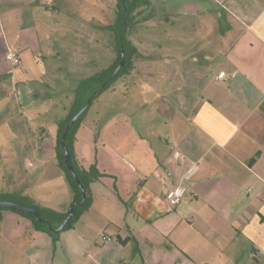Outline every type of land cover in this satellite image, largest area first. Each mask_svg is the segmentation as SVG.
<instances>
[{"label":"crops","instance_id":"0c3cea01","mask_svg":"<svg viewBox=\"0 0 264 264\" xmlns=\"http://www.w3.org/2000/svg\"><path fill=\"white\" fill-rule=\"evenodd\" d=\"M182 1L183 13L162 14L154 0L142 10L129 32L138 53L117 79L164 71L154 87L158 125L113 106L101 125L98 109L90 118L92 103L74 142L77 164L103 174L91 184L92 204L57 240L0 211V264H264V0ZM116 3L0 0L1 106L9 100L14 113L53 122L26 124L34 137L20 142L32 148L0 154L9 169L0 192L68 211L73 192L56 151L58 122L73 101L61 103V82L74 74L61 69L63 28L76 34L79 65L108 59V67L118 57ZM195 27L198 42L190 41ZM181 184L185 199L172 207L166 194Z\"/></svg>","mask_w":264,"mask_h":264},{"label":"rangeland","instance_id":"374dc122","mask_svg":"<svg viewBox=\"0 0 264 264\" xmlns=\"http://www.w3.org/2000/svg\"><path fill=\"white\" fill-rule=\"evenodd\" d=\"M154 1L155 3H157V6H161L159 12L162 14H166L167 12L169 13V10L171 8L179 13H183L185 11V6L183 5L182 0H164V3L161 0ZM186 10L188 11V9ZM181 17L185 18L184 16ZM188 20L193 21L195 19L189 18ZM162 25L163 31L169 26V24L166 23ZM67 28L64 27L63 29H65L64 41L66 42L65 44L68 49L66 55H64V51L62 52L64 58L61 59V69L64 72L68 70L74 74L65 77V81L61 82V90H68L67 98L61 99V103L66 105V108H68L74 97V92L72 90L77 85L78 81L81 78L90 76L105 68L107 66V62H109L108 59H101L97 63L92 65H79L77 60L74 58V53H76V50L73 49L75 45L74 42H76V34L69 31ZM197 28H199V26ZM197 28L196 35H194L195 38L190 41L198 42L199 38L197 37ZM192 31L195 34V29H193ZM198 31L200 30L198 29ZM189 32L190 31H188V33L185 35L188 39H190L189 35L191 34V32ZM130 38L133 39L134 37L131 36ZM165 52L166 54H169V51ZM185 54V57H187L191 62L192 56L190 51H185ZM50 62L52 63L54 61L50 60ZM162 74H164L163 70L160 71L159 69L157 70L151 67V69L147 68L144 74H139L136 71L130 76H126L115 81L113 83V87L115 88H110L108 90L106 89L96 100H94L92 108L90 110V118L92 117V115H94V111L98 109L99 111H101L99 122L102 125L105 123V111L107 107H123L124 109L129 111L131 117L130 121H145L147 124L157 126L160 115L158 109L159 105L154 100V95L156 93L154 87L155 83ZM3 80H5V78ZM6 83L7 82L5 81L0 82V90L6 89ZM161 83L162 81L159 79L158 84L160 85ZM8 89H10V85ZM113 89L116 90L117 96L110 99L109 93L111 94ZM161 90L163 89L161 88ZM9 102L10 101L8 100L6 103H2V106L0 103V154L20 155L21 153L26 151V149L32 148V146L23 145L20 142L23 138L31 140V137H34L33 131H35V129H30L28 125H31L33 128H38L40 125H44L45 127L49 128L53 125V122L51 121L52 119H49L47 115L36 116L30 113H14L12 102ZM40 106V104L37 105V107ZM90 118H88V122ZM8 171L9 169L7 168V163L0 162V176L3 174H7Z\"/></svg>","mask_w":264,"mask_h":264},{"label":"trees","instance_id":"16d2710c","mask_svg":"<svg viewBox=\"0 0 264 264\" xmlns=\"http://www.w3.org/2000/svg\"><path fill=\"white\" fill-rule=\"evenodd\" d=\"M151 2L152 0H117V18L114 25L110 27V29L114 34L118 57L110 66L80 80L78 86L75 89L74 98L69 108L68 114L65 118L58 122L56 143L57 158L58 163L61 169L64 171L67 181L73 192V198L71 202V205L75 208L73 217L67 222L66 226L61 231L55 232L51 229V227L57 228L66 217L67 211L61 212L50 207L38 205L28 196L18 192H0V199L11 200L21 205L35 208L40 212L41 217L45 219L46 222L38 221L33 214L20 212L10 208L0 207V211L13 210L22 214L23 216L28 217L32 220L36 229L49 233L54 240H57L61 232L73 227L81 217L82 213L90 207L92 204L91 184L94 181L100 179L103 174L95 166L85 169L77 164L75 159L76 153L74 149L76 133L80 128L81 123L93 101L103 91L111 86L119 77L128 73V71L132 68L133 58L136 57L138 49L130 40L129 32L130 29L136 25V20L139 14H141L142 10L147 8ZM123 59L125 60L124 65L116 74H114V70ZM90 98L92 99L89 102L88 100ZM84 106H87L86 110L70 127L66 135L65 145H63L61 143V138L69 120ZM65 146H67L70 151V163L75 168L78 178L73 175L72 171L68 168V165L65 162ZM80 184L85 188L86 191V199L83 204L80 203L82 200V190L80 188Z\"/></svg>","mask_w":264,"mask_h":264},{"label":"water","instance_id":"95a60500","mask_svg":"<svg viewBox=\"0 0 264 264\" xmlns=\"http://www.w3.org/2000/svg\"><path fill=\"white\" fill-rule=\"evenodd\" d=\"M124 63H125V60L123 59L119 63V65L116 67V69L114 70V74H116L119 71V69L124 65ZM91 99L92 98H90L88 101L90 102ZM86 108H87V106L82 107L69 120V122H68V124H67V126H66V128H65V130L63 132L62 138H61V143L63 145H65L66 135H67L70 127L82 115V113L86 110ZM64 157H65V162L68 165V168L72 171L73 175L76 178H78V175H77V172H76L75 168L70 163V151H69V149H68L67 146H65V155H64ZM78 182H79V180H78ZM80 188L82 190V200L80 201V203L83 204V202L86 199V191H85V188L81 184H80ZM0 207L14 209V210H17V211H20V212H24V213H30V214L35 215V217L37 218L38 221H40V222H46V220L41 217L40 212L37 209L32 208V207H29V206L21 205L19 203H16L14 201H11V200L0 199ZM74 213H75V208L71 205L69 207L68 211H67L66 217L63 219V221L60 223V225L57 228L51 227V229L53 231H55V232L61 231L66 226L67 222L73 217Z\"/></svg>","mask_w":264,"mask_h":264},{"label":"built area","instance_id":"2783aa9c","mask_svg":"<svg viewBox=\"0 0 264 264\" xmlns=\"http://www.w3.org/2000/svg\"><path fill=\"white\" fill-rule=\"evenodd\" d=\"M10 58L16 62L20 61V58L17 55H11ZM224 74H225L224 72H221L219 74V77H223ZM185 196H186V187L183 184L169 189V191L166 194V198L172 207H178L184 201ZM102 238L106 241L112 239V237L104 233L102 234Z\"/></svg>","mask_w":264,"mask_h":264}]
</instances>
